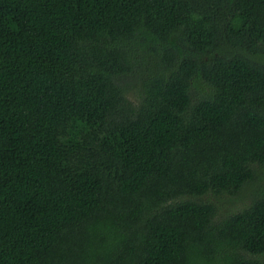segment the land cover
Returning <instances> with one entry per match:
<instances>
[{
    "label": "trees",
    "instance_id": "1",
    "mask_svg": "<svg viewBox=\"0 0 264 264\" xmlns=\"http://www.w3.org/2000/svg\"><path fill=\"white\" fill-rule=\"evenodd\" d=\"M0 264H264V0H0Z\"/></svg>",
    "mask_w": 264,
    "mask_h": 264
},
{
    "label": "rangeland",
    "instance_id": "2",
    "mask_svg": "<svg viewBox=\"0 0 264 264\" xmlns=\"http://www.w3.org/2000/svg\"><path fill=\"white\" fill-rule=\"evenodd\" d=\"M220 202H221V205H222L224 208H227V206H228V199H227V198H221V199H220Z\"/></svg>",
    "mask_w": 264,
    "mask_h": 264
}]
</instances>
